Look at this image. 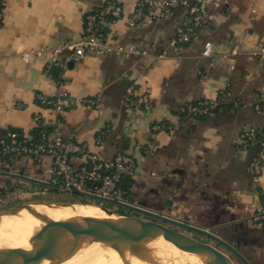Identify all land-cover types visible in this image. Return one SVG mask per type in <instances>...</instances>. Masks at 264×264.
I'll return each instance as SVG.
<instances>
[{"label": "crops", "instance_id": "obj_1", "mask_svg": "<svg viewBox=\"0 0 264 264\" xmlns=\"http://www.w3.org/2000/svg\"><path fill=\"white\" fill-rule=\"evenodd\" d=\"M186 1L205 10L203 26L188 43L173 41L177 26L187 20L185 5L159 20L131 25L136 0H120L123 13L104 26L107 39L147 53L87 51L72 61L67 51L53 49L80 38L85 14L102 0H4L0 134L59 131L103 160L121 151L134 158L136 169L125 176L131 180L128 207L119 209L190 233L236 264H264V218L252 219L258 209L264 214L259 200L264 164L257 177L250 170L252 158L264 149V59L253 54L264 44V0ZM30 49L43 52L23 60L21 53ZM61 87L70 95L69 107L57 112L37 102V94L51 98ZM129 88L148 94L150 111L125 100ZM218 97L222 109L203 117L180 114L187 105ZM157 123L171 132L156 130ZM247 128L258 130L260 140L242 148L239 136ZM100 131L105 134L98 145ZM72 162L78 166L82 158L73 156ZM50 179L49 156L0 159V208L79 200Z\"/></svg>", "mask_w": 264, "mask_h": 264}, {"label": "built area", "instance_id": "obj_2", "mask_svg": "<svg viewBox=\"0 0 264 264\" xmlns=\"http://www.w3.org/2000/svg\"><path fill=\"white\" fill-rule=\"evenodd\" d=\"M3 1L0 0V23ZM180 5L187 7V20L177 26L173 41L178 44H186L204 24L205 10L197 2L191 4L186 0H136L133 18L129 24L132 25L147 18L159 20L164 14L171 12ZM122 13L123 7L120 0H102L100 6L85 14L82 36L54 47L53 51L55 53L67 51L66 59L72 61L80 60L87 51L146 54L147 51L144 49H139L133 45L114 44L107 39L102 29L120 18ZM42 52L43 49L25 50L21 53V58L26 61L30 56L41 55ZM210 52L211 44L206 42L203 53L207 55ZM253 54L257 58L264 59V44L256 48ZM221 94L224 95V93ZM36 100L40 105L57 112L71 105L70 95L62 87L56 96L48 98L42 94H37ZM125 100L134 103L146 112L152 108L148 94L135 95L132 88L127 90ZM88 101L90 100H82V102ZM209 103H212V100L198 101L197 104L189 106L187 111L193 114H203L208 110ZM183 110L184 108L181 109V111ZM154 127L156 130L167 129L171 132L166 125L161 123H157ZM104 134L105 131L98 132L95 138L96 144L99 145L103 142ZM259 140V132L255 128H247L239 136L242 148L255 146ZM5 156H27L34 159L49 156L51 159L50 182L57 185L63 193L74 198L75 193H77L84 196L87 202L100 205L108 203L115 208H120L118 203H124L127 200L126 191L120 186L121 179L124 176H132L136 169L134 158L121 151H117L112 158L103 160L98 153L91 151L86 143L79 142L72 136L64 135L59 131L48 135L44 131L32 134L9 129L0 134V158ZM73 156L82 158L81 164L75 166L72 162ZM263 164L264 149L260 150L251 160L250 170L254 177L260 174ZM263 218L264 214L260 210L254 217L258 221Z\"/></svg>", "mask_w": 264, "mask_h": 264}, {"label": "water", "instance_id": "obj_3", "mask_svg": "<svg viewBox=\"0 0 264 264\" xmlns=\"http://www.w3.org/2000/svg\"><path fill=\"white\" fill-rule=\"evenodd\" d=\"M264 206V191L259 194ZM44 204L72 210L73 216L54 219L36 209ZM97 206L111 214L108 219L85 214L79 206ZM128 207L126 203H118ZM31 215L45 224L22 245L0 246V264H64L93 244L114 250L120 257L156 256L162 254L174 264H190L189 257L202 264H236L217 246L190 233L151 218L138 216L112 206L76 201H24L0 208V225L6 218ZM174 248L175 250H173Z\"/></svg>", "mask_w": 264, "mask_h": 264}, {"label": "bare ground", "instance_id": "obj_4", "mask_svg": "<svg viewBox=\"0 0 264 264\" xmlns=\"http://www.w3.org/2000/svg\"><path fill=\"white\" fill-rule=\"evenodd\" d=\"M35 207L37 210L54 219L65 218L76 214L69 209L55 208L44 204H38ZM77 210L103 219L111 217L110 213L93 205L79 206ZM44 224L43 221L31 215H26L24 218H6L0 225V246L25 244L32 234ZM172 249L175 250L174 248ZM188 261L190 264H202L196 257H189ZM64 264H174V261L160 253L156 254V256H148L145 258H138L134 255L120 257L114 250L96 243Z\"/></svg>", "mask_w": 264, "mask_h": 264}, {"label": "trees", "instance_id": "obj_5", "mask_svg": "<svg viewBox=\"0 0 264 264\" xmlns=\"http://www.w3.org/2000/svg\"><path fill=\"white\" fill-rule=\"evenodd\" d=\"M102 30H103V32L105 33L104 28H103ZM222 96H223V95H222ZM199 101H200V100H199ZM202 101H204V100H202ZM197 102H198V101H197ZM197 102H194V103H192V104H190V105L185 106V107H184V110L180 112L181 116L192 115V116H196V117H203V116H205L207 113H209V112L211 111V109L214 108V107H215L216 109H219V108L222 109V108H224V104H223V102H221L220 97H218L216 100H214V102L208 104V110H207L205 113H203V114H193V113H189V112L187 111V108H188L189 106H191V105H195V104H197ZM231 105H232V104H228L227 106H231ZM40 131H43V130H42V129H36V130L34 131L33 134H37V133L40 132ZM9 157H11V156L1 157L0 159H6V158H9ZM130 183H131V180H130L129 178L125 177V176L121 179L120 186L126 191V197L128 196V188H129V186H130ZM77 196H78V198L80 197V198H79L80 201H84V202H86L84 196L75 193V197H77ZM102 205H103V206H110V204H108V203H103Z\"/></svg>", "mask_w": 264, "mask_h": 264}, {"label": "rangeland", "instance_id": "obj_6", "mask_svg": "<svg viewBox=\"0 0 264 264\" xmlns=\"http://www.w3.org/2000/svg\"><path fill=\"white\" fill-rule=\"evenodd\" d=\"M64 199H66V198H64ZM9 204H10V203H9ZM9 204H7V205H9ZM10 205H11V204H10ZM258 211H259V209H258ZM258 211H257V212L255 211V212L253 213V215H252V219H253L254 221H258V220H255V219H254V217H255V215L258 213Z\"/></svg>", "mask_w": 264, "mask_h": 264}]
</instances>
